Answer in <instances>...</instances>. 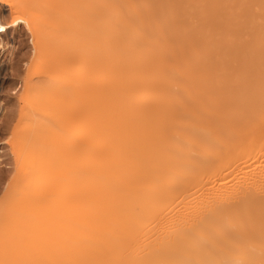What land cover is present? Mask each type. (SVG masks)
Returning <instances> with one entry per match:
<instances>
[{
  "label": "bare ground",
  "instance_id": "obj_1",
  "mask_svg": "<svg viewBox=\"0 0 264 264\" xmlns=\"http://www.w3.org/2000/svg\"><path fill=\"white\" fill-rule=\"evenodd\" d=\"M100 7L103 88L71 214L78 244L51 264H264V0ZM2 17L5 47L19 19ZM2 153L0 188L12 169Z\"/></svg>",
  "mask_w": 264,
  "mask_h": 264
},
{
  "label": "rangeland",
  "instance_id": "obj_2",
  "mask_svg": "<svg viewBox=\"0 0 264 264\" xmlns=\"http://www.w3.org/2000/svg\"><path fill=\"white\" fill-rule=\"evenodd\" d=\"M12 1L0 0L3 21L19 19L0 46V98L15 110L11 127L0 121L12 167L0 188V264H51L78 244L71 214L103 88L100 0H16L15 12Z\"/></svg>",
  "mask_w": 264,
  "mask_h": 264
},
{
  "label": "snow or ice",
  "instance_id": "obj_3",
  "mask_svg": "<svg viewBox=\"0 0 264 264\" xmlns=\"http://www.w3.org/2000/svg\"><path fill=\"white\" fill-rule=\"evenodd\" d=\"M3 29L2 28H0V31H2Z\"/></svg>",
  "mask_w": 264,
  "mask_h": 264
}]
</instances>
